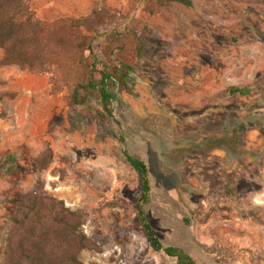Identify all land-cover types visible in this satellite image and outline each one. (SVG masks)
I'll use <instances>...</instances> for the list:
<instances>
[{"label": "rangeland", "instance_id": "1", "mask_svg": "<svg viewBox=\"0 0 264 264\" xmlns=\"http://www.w3.org/2000/svg\"><path fill=\"white\" fill-rule=\"evenodd\" d=\"M191 1L155 14L147 0L29 1L45 21L94 10L99 56L132 67L131 90L113 87L115 122L96 99L69 102L72 67H0V264L11 217L37 181L81 212L97 247L81 251L83 264H175L145 240L123 148L147 164L146 212L164 245L201 264H264V0ZM125 28L140 36V57L131 35L121 48L112 40ZM46 146L53 156L39 170Z\"/></svg>", "mask_w": 264, "mask_h": 264}, {"label": "trees", "instance_id": "2", "mask_svg": "<svg viewBox=\"0 0 264 264\" xmlns=\"http://www.w3.org/2000/svg\"><path fill=\"white\" fill-rule=\"evenodd\" d=\"M29 1L0 0V67L17 65L38 74L48 73L53 67L59 70L72 67L77 74L69 102L85 104L96 99L103 112L116 122L111 107L116 98L113 87L126 92L131 90L128 77L132 67L100 58L96 12L91 10L85 15L45 21L33 17ZM172 3L192 5L191 0H147L146 11L155 14ZM125 29L115 30L112 40L121 48L126 44L125 37L131 35L134 53L140 57L143 48L140 36ZM227 92L242 94L244 89L230 86ZM117 138L124 142L121 136ZM122 154L138 177L134 209L148 245L174 258L175 264H201L184 248L162 243L146 212L151 194L147 164L124 148ZM52 156L51 148L46 146L37 158V168L45 169ZM82 225L80 211L67 207L37 181L35 187L21 197L17 213L11 217L2 250L4 264H83L79 257L81 251L97 247L83 232Z\"/></svg>", "mask_w": 264, "mask_h": 264}]
</instances>
